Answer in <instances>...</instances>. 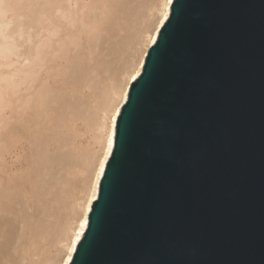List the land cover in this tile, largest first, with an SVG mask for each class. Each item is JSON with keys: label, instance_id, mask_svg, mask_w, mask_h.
I'll list each match as a JSON object with an SVG mask.
<instances>
[{"label": "water", "instance_id": "95a60500", "mask_svg": "<svg viewBox=\"0 0 264 264\" xmlns=\"http://www.w3.org/2000/svg\"><path fill=\"white\" fill-rule=\"evenodd\" d=\"M69 264H264V0L172 2Z\"/></svg>", "mask_w": 264, "mask_h": 264}, {"label": "rangeland", "instance_id": "374dc122", "mask_svg": "<svg viewBox=\"0 0 264 264\" xmlns=\"http://www.w3.org/2000/svg\"><path fill=\"white\" fill-rule=\"evenodd\" d=\"M161 5L0 0V264H60Z\"/></svg>", "mask_w": 264, "mask_h": 264}, {"label": "bare ground", "instance_id": "6f19581e", "mask_svg": "<svg viewBox=\"0 0 264 264\" xmlns=\"http://www.w3.org/2000/svg\"><path fill=\"white\" fill-rule=\"evenodd\" d=\"M174 0H171V3H168V0H162V8L160 9V15H159V17H158V20H157V22H156V24H155V26H154V28H152L153 30L151 31V33L149 34V35H147L146 37L148 38V39H146L147 41L145 42V45H144V49H143V51H142V55L140 56V60L138 61V63L136 64V66H134V68H132V70H130V72L128 73V78H127V80L125 81V84H123V86H121V88H120V92L118 91V95H117V97H118V102L113 106V108H112V110H110V117L108 118V127H107V129H108V131H107V135H106V139H105V142H104V144H103V151H102V153H101V155H100V158H99V160H98V163H97V165H96V168H95V171H94V174H93V177H92V183H91V188H89V190H88V192H87V194H86V196H85V198H84V201H83V204H82V211H81V214H80V216L78 217V219H77V224H76V226H75V228L73 229V231H72V233H71V235L69 236V238H68V240H67V244H66V249H65V253H64V255H63V257H62V259H61V262H60V264H69L70 263V261H71V259H72V257H73V254H74V252H71V253H69V249L71 248V246H72V240L76 237V233H77V231L78 230H80V221L82 220V219H84L85 218V216H87V218H88V214H89V212H90V210H88V201L92 198V196H93V187H94V185L96 184V174H97V172L99 171V167H100V161L105 157V155L107 154L108 155V159H109V157H110V155H111V153H112V150H113V147H114V140H115V129H116V123H115V126L113 125V120H112V118H113V116L114 115H116V110L117 109H119V114H120V111H121V107H122V105L125 103V101H126V99H127V96H128V92H129V88H130V84L133 82V80H131V77H132V75H134L135 74V72H136V70L139 68V72L141 73L142 72V69H143V65H144V62H145V57H146V55H147V52H148V49L154 44L153 42H152V40H151V37L152 36H155V41L157 40V37H158V33H159V31H157V28H159V30H160V28L162 27V25L160 24V20L163 18V15H164V13L165 12H167V18L169 17V15H170V11H171V5H172V2H173ZM51 7H52V5H51ZM44 8V7H43ZM11 11H13L15 14H18V6L17 5H11ZM34 10H35V8H34ZM35 12H38V8L35 10ZM32 13V12H31ZM15 14H14V16H15ZM33 16V15H32ZM167 19H165L164 20V23H165V21H166ZM80 22V21H79ZM11 23V22H10ZM163 23V24H164ZM29 25V24H28ZM69 25V24H68ZM6 26V25H5ZM67 27V26H66ZM72 27V26H71ZM15 28V27H14ZM50 29V28H49ZM31 33V32H30ZM66 35V34H65ZM73 36V35H72ZM11 39V38H10ZM10 44V43H9ZM46 46V45H45ZM49 46V45H48ZM35 48H36V46H35ZM38 48V47H37ZM5 50H6V48H5ZM26 53V52H25ZM23 56V59H24V57H26V59H27V53L26 54H24V51H22V53H21V50H20V53L18 54L19 55V57H20V59H21V55ZM36 54V53H35ZM17 55V56H18ZM38 56H39V53H38ZM9 57V56H8ZM18 57V58H19ZM35 57V56H34ZM23 59H21V60H23ZM24 60V61H27V60ZM36 59V58H35ZM142 65V66H141ZM39 68V67H38ZM25 69V68H24ZM46 70V69H45ZM14 72V71H13ZM40 73V72H39ZM16 74H17V72H16ZM24 74H26L25 72H24ZM32 74V73H31ZM140 75V74H139ZM138 75V76H139ZM23 76V75H22ZM49 76V75H48ZM137 76V77H138ZM30 77V76H29ZM2 79V78H1ZM10 79V78H9ZM30 79V78H29ZM46 79V78H45ZM15 80V79H14ZM135 81V80H134ZM10 83V82H9ZM30 83H31V81H30ZM42 84H43V82H42ZM4 86H6V85H4ZM8 86V85H7ZM13 86H14V84H13ZM27 87V86H26ZM17 88V87H16ZM10 89V88H9ZM9 89H7V90H9ZM25 91V90H24ZM5 92V91H4ZM30 94V93H29ZM32 94V93H31ZM4 95H6V94H4ZM10 95V94H9ZM16 95V94H15ZM12 96V95H11ZM40 96H42V95H40ZM21 97V96H20ZM32 98H33V96H32ZM15 99V98H14ZM11 100V99H10ZM22 101V100H21ZM42 101V100H41ZM41 101L39 102L40 104H41ZM7 102V101H6ZM31 102V101H30ZM29 102V103H30ZM37 102V101H36ZM23 103V102H22ZM21 103V104H22ZM43 103V102H42ZM18 105V104H17ZM16 105V106H17ZM30 105V104H29ZM35 105V104H34ZM42 105V104H41ZM19 106V108H20V106L21 105H18ZM23 107V106H22ZM36 107V106H35ZM23 109V108H22ZM27 109V108H26ZM31 109V108H30ZM10 110H11V108H10ZM4 111V110H3ZM29 111V110H28ZM40 112V111H39ZM4 113V112H3ZM13 113V112H12ZM18 113V112H17ZM1 114V113H0ZM118 116L119 115H116V122H117V118H118ZM9 117H11V115L10 116H8V118ZM16 117V116H15ZM4 118V117H3ZM7 118V119H8ZM12 118V117H11ZM47 118V117H46ZM10 119V118H9ZM19 119V118H18ZM7 122V121H6ZM9 124V123H8ZM23 124V123H22ZM10 125V124H9ZM25 126H26V124H25ZM19 128V127H18ZM30 128V127H29ZM12 131V130H11ZM19 133H21V132H19ZM5 135V136H4ZM3 136L4 137H6V135L7 134H4ZM21 136V135H20ZM2 137V136H1ZM22 137V136H21ZM111 137V152L110 153H108V148H109V138ZM12 138V137H11ZM6 139V138H5ZM3 140V139H2ZM6 141V140H5ZM19 142V140L18 139H16V138H14L13 139V143H14V146H16V144ZM11 143V142H10ZM24 143V142H23ZM12 144V143H11ZM6 148V147H5ZM4 148V149H5ZM7 149V148H6ZM18 149V148H17ZM2 153V152H1ZM5 153V152H4ZM108 159H107V161H108ZM1 160V159H0ZM106 164H107V162L105 163V166H104V171H105V168H106ZM8 167V166H7ZM6 169V168H5ZM104 174V173H103ZM103 176V175H102ZM102 176L100 177V181H101V178H102ZM100 181H99V184L98 185H96V189H95V197L97 198V195H98V191H99V185H100ZM26 188V187H25ZM1 189V188H0ZM95 198V199H96ZM94 201V200H93ZM93 201H92V203H93ZM92 206V205H91ZM87 226V225H86ZM86 226H85V228H86ZM85 228L82 230L83 231V234H84V231H85ZM83 234L80 236V239H79V241L81 240V238H82V236H83ZM79 241H78V243H79ZM77 243V244H78ZM77 244H76V247H77ZM70 257V258H69Z\"/></svg>", "mask_w": 264, "mask_h": 264}, {"label": "snow or ice", "instance_id": "6c2138e0", "mask_svg": "<svg viewBox=\"0 0 264 264\" xmlns=\"http://www.w3.org/2000/svg\"><path fill=\"white\" fill-rule=\"evenodd\" d=\"M168 3H171V0H168ZM167 19V12L164 13L163 18L160 20V24L163 25L164 20ZM157 31H159V28H157ZM151 40L153 43H155V36L151 37ZM142 66V65H141ZM140 74L139 72V68L136 70L135 74L132 75L131 80H136L137 76ZM116 115H119V109L116 110ZM116 115L113 116L112 120H113V125L115 126L116 123ZM108 153L111 152V137L109 138V148H108ZM108 159V155L106 154L105 157L100 161V167H99V171L96 174V184L93 187V196L92 198L88 201V210L91 209V205H92V201L95 200V189H96V185L99 184L100 181V177L103 175L104 173V166L105 163L107 162ZM105 193L107 194V185L105 187ZM102 205L97 207V220L99 219L100 216V212L102 211ZM88 223V218L87 216H85L84 219H82L80 221V230L77 231L76 233V237L72 240V246L69 249V253L76 251V244L78 243L80 236L83 234V229L85 228V226ZM94 235V234H93ZM70 258V257H69Z\"/></svg>", "mask_w": 264, "mask_h": 264}]
</instances>
